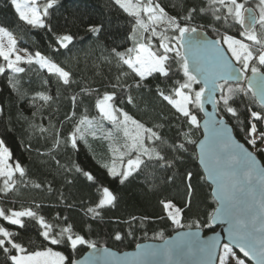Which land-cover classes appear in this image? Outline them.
<instances>
[{
  "label": "snow or ice",
  "instance_id": "obj_1",
  "mask_svg": "<svg viewBox=\"0 0 264 264\" xmlns=\"http://www.w3.org/2000/svg\"><path fill=\"white\" fill-rule=\"evenodd\" d=\"M110 3L117 12H122L129 18L130 29L125 39L130 41L132 46L124 50L116 48L111 50L107 62L109 64L115 62L117 76L115 82L110 81L112 91L109 92L106 89L102 98L97 89L84 86L77 81L74 78L75 74L58 60V57L63 54L60 50H68L73 44L72 34H58L53 41L50 56L40 51H35L33 54L27 50H23L24 54L20 55L16 54L22 50L16 47L17 40L13 37L12 31L5 26H0V37L7 38V45L0 44V58L5 62L0 63V74L7 73L6 79L11 91L27 105L31 112V117H24L23 124L28 126L25 134L27 135L29 131L33 134L38 132L37 141L43 140L45 145L49 146V151L45 153L49 159L45 161V164L50 165L52 160L56 162L53 181L47 182L49 195L58 194L57 200L66 208L72 209L77 205L68 203V198L64 194L65 190L74 187L77 181L81 183L87 181L90 182L87 184L88 187H97L102 190L98 191L88 204L81 200L78 206L84 209L85 216L91 221L103 220L106 211L118 207L119 199L113 191H110L107 186H102L99 179L90 171L74 163L72 154H78L79 143L86 141L88 132L95 135L91 126L97 119L101 122V127H103V121L117 127L131 121L136 126V134L131 137V142L125 144L122 149H113V152L118 151L119 154L113 157L111 165H101L108 177L121 185L141 174H145L147 178L148 172L153 174L154 180L157 174H162L165 184L175 185L177 179L182 184L187 181L186 188L189 193L187 208L183 205L176 206L167 198L162 200L161 204L166 213L163 219L170 222V226L174 229L185 227L191 229L192 224L186 225L182 217L192 206V194L195 192L192 178L195 173L187 168L185 161L198 159L199 165L207 173V179L215 185L211 189V195L216 204L215 212L217 215L230 212L231 210L225 207V202L231 199V178L224 170L225 155L218 150L217 145L221 144L227 149L231 146L229 141H232L234 146L242 148L247 156H251L252 151H249L245 144L233 141L231 135L230 137L227 135L229 129L223 115L216 119L212 113L206 112L204 97L207 91V100L212 105L213 112L219 109L221 113L231 114L233 118L238 119L240 113L234 105L241 97L248 98L251 95L252 99L245 104L249 119L240 126L248 137L246 144L254 148L257 155H264V145L261 144V140L253 139V135L257 133L264 138V131L258 130L257 126L258 122L264 121V0H199V2L192 0L191 7L185 6L183 0H179L172 5L175 15L165 12L154 0H145V2L110 0ZM10 5L20 22L33 29L48 28L49 31H52L50 18L62 6L60 0H45L42 9L36 6L37 0H10ZM205 19L208 23L201 25L199 21ZM85 27L87 32L97 39L105 32L103 22L88 21ZM202 28H210L215 33V38H209L206 31H201ZM233 28L236 29L239 38L229 34L230 29ZM197 36L201 38L196 39ZM154 41L157 42L154 43ZM226 41L244 45L246 51L241 53L236 46L230 49ZM143 48H147L161 63L148 70L146 74H139L133 71V68H140L143 62ZM35 66H38V70ZM39 70H46L50 77L41 80L39 90L29 88L22 92L24 80L20 74L28 75L35 72L39 78L41 75ZM147 78L156 81L154 88L149 87L148 91L162 104L166 102V105L170 106L169 123L172 118L177 122L175 137H166L161 128L156 126L145 127L143 123L132 120L127 112L117 107V102L120 105L125 103L134 105L135 98L131 93L134 90L143 91L148 85ZM129 79L133 83H128ZM53 82L57 87L55 96L51 94ZM28 83H31V79ZM245 83L247 87L244 86ZM196 85L201 86L197 89ZM226 86H230L227 90L234 94L225 95ZM61 89L65 94L71 90L70 96H64V99L70 100L71 114L66 113L60 121L62 126L69 124L70 131L65 136L62 127L59 132L48 136L46 133L49 128L44 124V113L51 110L46 117L51 125L53 116L60 111ZM178 91L191 95L186 112L179 111L171 103L177 98ZM30 92L35 94L29 95ZM215 93H219L218 98L214 95ZM94 94V108L98 110L99 117L92 116L89 120V107L86 100L92 99ZM197 95L200 97L199 104H195ZM53 105L56 107L53 108ZM81 107L84 111L77 119ZM38 113L40 122L37 124L34 121ZM200 113H204L207 117L203 121L204 138L192 139V132H199L201 128ZM2 119L3 107L0 106V120ZM210 124L214 125L211 129ZM62 154L68 156L66 163H61L59 157ZM12 156L6 141L0 139V177L4 178L0 185V194L6 198L10 197L19 192L21 185L26 190L43 191L46 182L37 183L27 179L28 173L22 162L17 161L14 166L9 163ZM125 157H127L126 164ZM14 173L19 174L18 180ZM57 177H59L58 181ZM53 182L58 183L59 188L53 187ZM69 195H71L70 192ZM44 207L43 204L34 203L20 210L0 208V218L9 225L26 229L27 224L24 218L38 225L37 239L39 241L37 243L31 237L24 238L19 232L0 227V264H90L89 258L77 257L81 246L86 245L88 249H95L97 247L95 241L79 234L75 230V223H69L70 217H61L57 214L54 217L56 224L49 222L41 214ZM173 210L179 215V220L172 218ZM114 222L126 225L127 236L134 237L137 229H144L153 221L148 217L138 220L135 216H131L128 219L119 218ZM196 227L199 229L201 225L196 224ZM242 228L243 224L238 221L235 235L242 241L251 239V242L236 246L245 257L256 261L257 264H264V238H251V234L246 237L241 232ZM260 231H264V228ZM198 236V231H179L175 241L165 240L160 247L137 244V251L131 261L113 259L107 264H156L155 258L161 255L166 258L167 264H170L173 252L179 253L187 238ZM145 237L147 238L146 231ZM111 238L122 241L126 236L122 230H117ZM153 239H163V232L155 233ZM48 243L62 246L68 254L54 251L52 247L46 246ZM104 255L115 256L108 249H104ZM47 257H55V260H48ZM236 261L245 264L244 260Z\"/></svg>",
  "mask_w": 264,
  "mask_h": 264
},
{
  "label": "trees",
  "instance_id": "obj_2",
  "mask_svg": "<svg viewBox=\"0 0 264 264\" xmlns=\"http://www.w3.org/2000/svg\"><path fill=\"white\" fill-rule=\"evenodd\" d=\"M44 2L45 0L41 3L44 4ZM60 2L62 6L50 18L52 31H49L48 28L33 29L23 22H20L14 9L10 5V0H0V26H5L8 30L12 31L13 37L17 40L18 48L27 50L33 54L35 51H40L42 54L49 56L53 47V41L58 34H72L74 36L73 44L68 50H60L63 54L58 57V60L75 74L74 78L77 81H80L84 86H91L97 89L102 98L106 89L109 92L112 91L110 81L115 82L117 76V65L115 62L113 61L111 64L107 62L110 58L111 50L113 48L124 50V48L132 46L131 42L125 39L130 29V20L122 12H117L116 8L111 5L110 0H60ZM154 2L158 3L165 12L175 15L176 12L172 5L178 3L179 0H154ZM183 2L185 6L191 7L192 0H183ZM88 21L104 23L105 32L99 39L87 32L85 24ZM199 23L203 25L208 23V21L205 19L199 21ZM201 30L206 31L207 35L211 38H215V33L210 28H202ZM229 34L239 38L235 28L230 29ZM156 42L154 41V43ZM0 62L5 63L2 58H0ZM22 66L27 67V65ZM35 67L38 70V66ZM39 72L41 73L39 78L35 72L28 75L20 74L24 80V87L21 89L22 92L27 91L29 88L39 90L41 80L45 77H50V74L46 70H39ZM6 76L7 73L0 74V106L3 107V119L0 120V139L6 141V146L9 147L13 154L9 163L14 166L17 161L22 162L23 167L28 173L27 179L37 183L44 181L46 182V186L43 191H39L26 190L21 185L19 192L14 193L10 197L6 198L0 194V208L20 210L24 207L32 206L34 203L43 204L45 207L41 214L49 222L55 225L54 217L57 214L61 217H70L69 223H75V230L79 234H83L86 238L92 239L97 246L108 247L119 252L134 249L137 244L142 242L162 241L179 230L174 229L170 226V222L163 219L166 213L162 208L161 201L167 198L176 206L183 205L187 208V200L189 198V193L186 188L187 181L182 184L177 179L175 185L165 184L162 174H157V178L154 180L153 174L148 172L147 178L145 174H141L134 176L129 182L121 185L108 177L106 170L101 165H110L112 146L115 144L119 148H122L121 144H128L129 142L126 137L120 134L119 130H116L107 121H103V127L100 126L101 122L99 119L93 122L91 127L95 131V135L88 132L86 141L79 143L78 154H72V161L84 170L94 174L102 186L109 187L110 191H113L114 195L119 199L118 207L106 211L103 220L91 221L85 216L84 209L78 206L81 200L83 199V202L88 204L98 194V191L102 190L97 187H88L87 184L90 182L87 181L84 183L77 181L74 187L65 190L64 194L68 198V203L77 205L72 209L66 208L57 200L58 194L54 193L49 195L47 182L53 181L56 162L52 160L50 165L45 164V161L49 159L45 155L49 151V146L45 145L43 140L37 141L36 137L39 135L38 132L33 134L29 131L27 135L25 134L28 126L23 124L24 117H31V112L28 110L27 105L22 103L16 94L11 91ZM29 79H31V83H28ZM52 79L54 80V78ZM147 79L148 85L143 91L134 90L131 93L135 98L134 105L127 103L120 105L117 102V107L127 112L132 120L143 123L145 127L156 126L157 128H161L166 137H175L177 135V122L172 118L169 123L171 116L170 106H167L166 102L162 104L159 99L148 91L149 87L154 88L156 81L151 78ZM128 83H133V81L129 79ZM195 87L199 88L200 86L196 85ZM228 87L230 86H226L225 95L234 94L227 90ZM77 91L79 90L77 89ZM56 92L57 87L55 82H53L51 94L55 96ZM34 94V92L29 93V95ZM65 95L70 96L71 90L65 94L63 89H61V100L59 101L60 111L57 115L53 116L51 125L46 118L51 110L44 113V124L49 128L48 133H46L48 136L59 132L62 127L64 135L67 136L69 134L71 126L69 124L62 126L60 123L66 113L68 115L71 114L70 100L64 99ZM221 99H224V97H221ZM251 99L252 97L250 95L248 98L241 97V99L237 100L234 107H237L239 110L240 116L238 119L233 118L231 114L221 113L219 109H217L218 116L223 115V119L231 126L236 139L245 144L264 165V155H257L255 153L256 150L246 144L248 137L240 126L244 121L249 119L245 104ZM86 103L89 107V120L92 119V116L99 117L98 110L94 108L95 94L92 99L86 100ZM55 107L56 105H53V108ZM83 111L84 109L81 107L77 114V119H79V115ZM171 111L174 112V110ZM201 118L200 113L199 119ZM39 122L40 114L38 113L34 123L38 124ZM257 126L258 130L264 131V121L258 122ZM185 131H187V128H185ZM108 132L111 133L106 135ZM200 137L201 131L192 132V139L199 140ZM259 139L263 145L264 138L259 137ZM61 153H63V149H61ZM59 158L61 163H66L68 160L66 154H62ZM196 161L197 159L185 161L187 168L192 173H195L192 178V186L195 188V192L192 194V206L183 215L182 221L186 225L191 223L192 228H197L196 224H200L201 227L199 229H202L204 233H209L212 231L209 221L216 204L210 193L211 187L207 184ZM14 176L17 180L19 179L18 173H15ZM58 180L59 177H57ZM53 187L59 188V184L53 182ZM69 192L71 195H69ZM13 201L15 202L13 203ZM131 216H135L138 220L148 217L153 222L148 224L144 229H137L134 237H128L127 226L117 224L114 221L119 218L128 219ZM24 219L27 224L26 229L9 225L2 218H0V227H7L10 231L19 232L22 237H31L32 240L39 243L37 239L38 225L30 222L28 218ZM183 229L188 228L185 227ZM117 230H122V233L126 236L122 241H115L111 238ZM145 231L147 238L145 237ZM157 232H163V239H153V236ZM46 246L52 247L54 251H61L65 255L68 254L62 246H54L50 243L46 244ZM87 249L86 245L81 246L77 258L82 256Z\"/></svg>",
  "mask_w": 264,
  "mask_h": 264
},
{
  "label": "water",
  "instance_id": "obj_3",
  "mask_svg": "<svg viewBox=\"0 0 264 264\" xmlns=\"http://www.w3.org/2000/svg\"><path fill=\"white\" fill-rule=\"evenodd\" d=\"M201 31L204 32L203 30ZM208 37L211 38L209 35ZM195 38L200 39L201 37L197 36ZM250 75L249 73V76ZM244 86L247 87V84L245 83ZM214 95L217 97L219 93H215ZM207 97L208 92L206 91L204 97L206 112L212 113L214 118L219 119L218 110L213 112L212 105L208 102ZM198 99L200 102V98ZM201 116L200 139H203V121L207 117H205L204 113H201ZM224 121L229 129L227 135L229 137L231 135L233 141L236 143L243 144L236 139L231 126L225 119ZM213 126L214 125L210 124V129ZM229 143L231 146L227 149L221 144H218L217 148L225 155L224 170L231 178V199L225 202V207L229 208L231 211L217 215L214 209L209 221L212 231L209 233H204L202 229L198 228L179 229L162 241H146L139 243L140 245H155L160 247L164 244L165 240L175 241L177 232L179 231H198L199 236L187 238L179 253L173 252L170 264H217L220 249L223 245L229 246L238 256L249 264H257L256 261H253L249 257H245L239 247L236 246L240 243H249L251 239L242 241L237 238L235 233L236 225L239 221L243 224L241 232L246 237H248V234H251V238H264V231H260V229L264 228V165L257 156L255 157L253 152L251 156H247L242 148L234 146V142L229 141ZM248 150L251 151L250 149ZM196 162L199 165L198 159ZM199 167L207 184L211 189L214 188L215 185L212 184L211 180L207 179V173L204 171L203 167L200 165ZM104 249H108L110 252L114 253L115 256L106 257L104 255ZM136 251V246L134 249L123 252L115 251L108 247L97 246L95 249H87L84 251L85 253L80 256L79 259L87 257L90 260V264H107L108 261L113 259L131 261ZM155 259L156 264H167L166 258L163 255Z\"/></svg>",
  "mask_w": 264,
  "mask_h": 264
},
{
  "label": "rangeland",
  "instance_id": "obj_4",
  "mask_svg": "<svg viewBox=\"0 0 264 264\" xmlns=\"http://www.w3.org/2000/svg\"><path fill=\"white\" fill-rule=\"evenodd\" d=\"M42 1L43 0H37V5H36L37 7H40L41 9L43 7V3H41ZM141 2H145V0H141ZM226 43H228V46L230 49H232L234 46H236L237 50L239 52L243 53L244 51H246V46L238 45L237 42L226 41ZM0 44L7 45V38L6 37H0ZM16 47H17V45H16ZM18 49H20V48H18ZM16 54L23 55L24 53L22 50L20 52H17ZM142 55H143V62L141 63L140 68H133V71L138 72L139 74H146V72L148 70L152 69L155 66H159V64L161 63L160 60H157L155 57L152 56V54L148 51L147 48L142 49ZM13 59H14V56H13ZM137 59L139 60L140 58L138 57ZM0 63H2V62H0ZM129 66L131 67V65H129ZM198 98H200V97L197 95L195 97V104H199ZM190 100H191V95L189 93L178 91L177 92V98L175 100H172L171 103L179 111L186 112L188 110L187 106H188ZM122 119L123 118L121 117V120ZM113 127L116 128V130H119L120 134H122V136L126 137L129 143L131 142V137L136 134V126H135V124L131 123V121H129L126 125L122 123L118 127L117 126H113ZM86 130H87V128H86ZM126 132H127V135H125ZM109 133H111V132H108L106 135H109ZM263 142H264V139H263ZM121 145L123 148L125 144H121ZM263 145H264V143H263ZM122 148H119L115 144L112 146L111 163H112L113 157L115 155L119 154L118 151L113 152V149L119 150ZM126 160H127V157H125V161H124L125 164H126ZM111 163H110V165H111ZM117 164L119 166V161H117ZM3 180H4V178L0 177V185H2ZM172 218L174 220H179V215L176 214L175 210H173ZM47 259L54 261L55 257H47ZM237 259L244 260L240 256H238L229 246L223 245L220 249L217 264H240L239 261H236ZM245 264H248V263L245 261Z\"/></svg>",
  "mask_w": 264,
  "mask_h": 264
},
{
  "label": "built area",
  "instance_id": "obj_5",
  "mask_svg": "<svg viewBox=\"0 0 264 264\" xmlns=\"http://www.w3.org/2000/svg\"><path fill=\"white\" fill-rule=\"evenodd\" d=\"M258 137H260L258 133L253 135V139H258Z\"/></svg>",
  "mask_w": 264,
  "mask_h": 264
}]
</instances>
